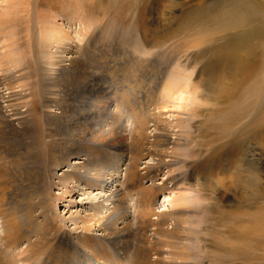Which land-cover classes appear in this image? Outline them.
Wrapping results in <instances>:
<instances>
[{"label":"rangeland","instance_id":"1","mask_svg":"<svg viewBox=\"0 0 264 264\" xmlns=\"http://www.w3.org/2000/svg\"><path fill=\"white\" fill-rule=\"evenodd\" d=\"M237 2L22 0L17 4L0 0V18L10 21L0 32V83H4L0 84V105L5 118L24 132L11 137L8 155L13 156L4 159L3 166L13 174L12 161L18 154L39 153L34 166L46 174L49 129L61 124L48 117L49 111L56 114L58 109L45 106L47 75L53 73L41 44L42 28L58 24L70 35V49H79L80 55L79 47L85 46L94 28L115 46L121 45V36L132 47L140 40L142 49L121 47L144 59L143 66L161 69L166 78L173 71L174 85L184 87L166 110L169 121L178 117L185 121L183 130L176 128L171 135L174 141L175 133L184 131L179 151L183 161L173 167L175 173L158 174L156 184L175 189L158 195L155 211L188 209L193 223L183 226L188 234L195 231L192 264H264V5ZM230 12L235 13L233 21L228 20ZM10 52L15 62H8ZM72 116L71 124L87 118L82 110ZM127 123L123 124L130 127ZM81 127L58 128L69 137L80 134ZM130 153L129 148L119 160L121 165ZM173 176L179 177L171 181ZM180 196L186 198V206L171 205ZM86 197L73 195V206L59 202L57 213L65 216L68 209L85 213ZM130 209L133 215L134 202ZM101 233L96 227L94 234ZM32 260L21 256L20 264H32Z\"/></svg>","mask_w":264,"mask_h":264},{"label":"bare ground","instance_id":"2","mask_svg":"<svg viewBox=\"0 0 264 264\" xmlns=\"http://www.w3.org/2000/svg\"><path fill=\"white\" fill-rule=\"evenodd\" d=\"M254 1L264 5V0L237 3ZM230 13L228 20H235V13ZM9 22L0 18V32ZM102 33L94 28L85 46H78L80 55L79 49H70V35L58 24L42 28L41 44L53 73L46 74L50 83L44 92L45 106L58 109L56 114L49 111L48 117L69 131L83 128L69 137L58 127L49 129L46 174L34 166L39 153L13 157V174L3 166L2 161L13 156L8 155L11 137L24 132L5 118L0 105V264H20L21 256L33 259L32 264H192L195 231L188 234L183 226L193 223L188 209H154L160 193L175 189L156 184L158 174L167 170L171 175L183 161L179 151L184 131L175 133L174 141L171 135L176 128L183 130L185 121L179 117L169 121L166 110L184 87L174 85L173 71L166 78L161 69L143 66L144 59L121 47L142 49L140 40L132 47L126 37L117 36L121 45L115 46ZM13 55L7 54L8 62L16 61ZM80 110L87 118L71 124L69 116ZM129 148L130 157L121 165L119 160ZM73 195L87 196L85 213L68 209L65 216L58 214L59 202L76 204ZM180 202L184 206L186 198L177 197L171 205ZM96 227L100 235L94 234Z\"/></svg>","mask_w":264,"mask_h":264}]
</instances>
